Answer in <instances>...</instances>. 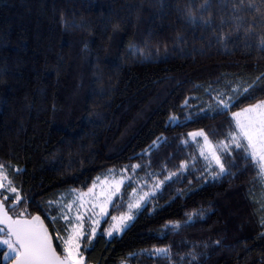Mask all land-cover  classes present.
I'll use <instances>...</instances> for the list:
<instances>
[{"label":"trees","instance_id":"16d2710c","mask_svg":"<svg viewBox=\"0 0 264 264\" xmlns=\"http://www.w3.org/2000/svg\"><path fill=\"white\" fill-rule=\"evenodd\" d=\"M250 3L211 0L205 11L204 0H0V164L25 198L14 204L0 189L9 213L40 214L64 255L62 192L126 169L100 231L82 237L84 264H264L257 168L232 147L221 153L227 172L213 178L218 166L208 169L201 138L188 136L203 130L219 148L235 128L231 113L264 100V79L226 111L214 99L264 76V0ZM160 181L127 229L107 237L130 190Z\"/></svg>","mask_w":264,"mask_h":264},{"label":"snow or ice","instance_id":"6c2138e0","mask_svg":"<svg viewBox=\"0 0 264 264\" xmlns=\"http://www.w3.org/2000/svg\"><path fill=\"white\" fill-rule=\"evenodd\" d=\"M243 3V0H240ZM201 7L208 11L211 8V0H204V4ZM237 5H233L235 9ZM249 8L255 7L254 0L253 3L248 5ZM257 12L261 13V19H264V11L257 9ZM203 23H211V16L207 19L202 18ZM251 25L249 26V31H252ZM261 44L264 45V37L261 38ZM264 76L257 77L256 81H253L252 85H249L243 90V93H239L237 89H233V95L224 97L219 92L216 97H214L217 105V109L220 111H226L230 107H234L236 103L239 102L242 95L248 93L255 83ZM235 128L233 131L228 133L226 141L219 142V148L216 145H212L208 140L207 135L203 130L189 133L188 136L192 139L197 137H203L205 140V145L201 147L200 154L206 160H208V169H211L212 164L215 163L219 172H211L213 178H218L220 175L227 172L225 164L222 162L221 153L228 152V150L234 147L244 153V158L246 160H251L252 164L257 168V176L264 182V100L258 101L256 104H251L245 108H242L238 112L231 113ZM175 117H170V120H175ZM163 137H158L153 141L152 145L149 147V151L152 147H155ZM186 163L180 165L181 170L186 167ZM132 169L141 167V165H131ZM7 165L0 164V189H7L9 192L16 194V200L13 202L21 201L25 199L20 196L18 190L12 186L11 182L8 181V175L6 169ZM126 169H122V173ZM17 171H20L17 168ZM111 171V170H110ZM207 171V169H206ZM177 173H171L165 180H170ZM127 179L125 176H121L118 182H115V187H109L107 194H100V204H96L91 201V198L96 195V182L94 181L93 186L88 189L87 192L77 193L75 189L69 190L74 196L75 200L69 201L64 204L62 201H57L60 206L59 218H62L69 224V229H66L68 236L65 239L64 236L57 235L56 239L63 242V252L64 255H59L56 252V248L53 246V237L49 235L48 229L45 227L43 220L40 216H32L31 219L13 218L9 215L8 209L5 207L8 196H4L3 200H0V224L4 227H0V245L7 247V251L3 253V259H13L14 264H84V258L80 255V239L85 236V228L83 220L86 213H80V208H84L86 204L91 206L87 209L93 213L94 216H105L108 215V207L110 204L114 203L113 197L120 192L121 185L124 184V180ZM5 181H8L5 183ZM107 183V181L101 182ZM164 182L160 181L154 185V190H159ZM137 189H133L135 193ZM153 192H145L135 201V203L128 204V212L121 214V216H113L112 220L114 223L109 229H106V234L108 236L118 235L127 229L129 223L134 219L133 212L142 209L148 200L152 197ZM84 197H89L88 201L84 200ZM54 202H49V205ZM99 207L100 212L96 213L95 209ZM264 207V205H262ZM76 208L77 216L75 218L69 215L70 211ZM67 209V211H65ZM52 219H57V217H52ZM191 219V216L189 217ZM264 224V219L261 220ZM100 224V220L93 219L91 234L87 236V239L91 242L93 237L97 233V227ZM171 227L178 228L179 223L170 224ZM261 235H264L262 233ZM217 243H219L217 241ZM2 251V249H0ZM156 254L167 253L169 249L167 248H156L154 249ZM193 259H196L193 256Z\"/></svg>","mask_w":264,"mask_h":264},{"label":"rangeland","instance_id":"374dc122","mask_svg":"<svg viewBox=\"0 0 264 264\" xmlns=\"http://www.w3.org/2000/svg\"><path fill=\"white\" fill-rule=\"evenodd\" d=\"M257 102H258V101H257ZM257 102H256V103H257ZM256 103H254V104H256ZM247 106H249V105H247ZM247 106H245V107H247ZM245 107H243V108H245ZM241 109H242V108H240V109H238V110H236V111H234V112H238V111H240ZM197 131H200V130H193V131H191L190 133L197 132ZM200 138H201V147H203V146L205 145L206 142H205V140H204L203 137H200ZM208 140H209V139H208ZM209 141H210V140H209ZM210 142H211L212 145H215V144H216V143H213L212 141H210ZM122 175L128 178L127 174H126L125 172L122 173L121 170H117V171L112 170V171L108 172L107 174H105V175H103V176H98V177H96V178L94 179V181L96 182V189H95V193H96V195H95L94 197L91 198V201L94 202V203H96V204H100V203H101V200H100V194H101L102 192L105 193V194H107L108 191H109V187H110V186H112V187L114 188V187H115V182H118V181L121 179V176H122ZM94 181L92 182V184H91L89 187H87V188H85V189L71 188V189H68V190L62 192L61 196L57 199V201H62L64 204H67L69 201L75 200V199H76V196H74L69 190L75 189L77 193H79V192H87L88 189L91 188V187L93 186ZM104 181H107V183H101V182H104ZM125 181H126V179L124 180V182H125ZM121 187H122V185H121ZM121 187H120V191H121ZM150 188H152V189H145V188L139 189L138 187H134V188H132V189L130 190V193H129V197H130V199H129V201L127 202V205H126L125 209H124L123 211L119 212V213H114V214H112V215L110 216V219H109V221L107 222V224L104 225L103 228H102L104 234H105L107 237H111V236H108V235L106 234V231H105V230H106V229H109V228L112 226V224L114 223V221L112 220V217H113V216L119 217V216H121V214H123V213H127V212H128V204H129V203H135V201H136L137 199H139V197H140L141 195H143L145 192H151V191L153 190V188H154L153 184H151V187H150ZM133 189H137V191H136L135 193H133ZM114 198H115V196L113 197V199H114ZM89 199H90L89 197H84V200H85V201H88ZM90 206H91L90 204H86V206H85L84 208H80V210H79L80 213H86V216H85V218H84V220H83V224H84V228H85V233H86V231H87V229H88V230H89V233L91 234L92 220H93V219H97V218L100 220V224H99V226L97 227V233H98V232L100 231V225L102 224V222H103L104 218L106 217V215H105V216H94L92 212L87 211V209H88ZM109 207H110V205H109ZM109 207H108V210H109ZM65 211H67V209H65ZM95 212H96V213H99V212H100V208L97 207V208L95 209ZM134 213H135V211L133 212V215H134ZM77 214H78V213H77L76 208H73V209L70 211V213H69V215H70L71 217H73V218H75V217L77 216ZM21 216H22V215H21ZM0 227H1V225H0ZM69 227H70L69 224L66 222V228L69 229ZM55 235L57 236V235H60V234L56 233ZM60 236H64L65 239H66L67 236H68V232L66 231V234H65V235H60ZM81 240H82V237H81L79 243H81ZM57 241L60 242V244H61V246H62V249H63V242H62L61 240H57ZM0 247H5V248H6V251H7V247H6V246H4V245H0ZM6 251H5V252H6ZM62 251H63V250H62ZM79 252H80V250H79ZM80 255L82 256L81 253H80Z\"/></svg>","mask_w":264,"mask_h":264},{"label":"water","instance_id":"95a60500","mask_svg":"<svg viewBox=\"0 0 264 264\" xmlns=\"http://www.w3.org/2000/svg\"><path fill=\"white\" fill-rule=\"evenodd\" d=\"M0 200H1V199H0ZM5 207H6V206H5ZM9 215H11V214L9 213ZM37 215L41 217V220H43L45 227L48 229L49 235H51V236L53 237V246L56 248L55 241H54V236H53V234H52L50 228L48 227L46 221L44 220V218H43L40 214L36 213V214H33V215H31V216H28V217H25V216H12V215H11V216H12L14 219H15V218H18V217H19V218H22V219H31L32 216H37ZM0 225L4 227V225H2V224H0ZM56 252H57V254H59V255L62 256V254L59 253V251L57 250V248H56ZM7 264H14L13 259H10V260L7 262Z\"/></svg>","mask_w":264,"mask_h":264},{"label":"crops","instance_id":"0c3cea01","mask_svg":"<svg viewBox=\"0 0 264 264\" xmlns=\"http://www.w3.org/2000/svg\"><path fill=\"white\" fill-rule=\"evenodd\" d=\"M63 250V249H62Z\"/></svg>","mask_w":264,"mask_h":264}]
</instances>
